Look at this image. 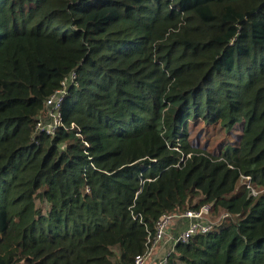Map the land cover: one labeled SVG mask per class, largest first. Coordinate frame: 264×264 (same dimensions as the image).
Here are the masks:
<instances>
[{
    "label": "trees",
    "instance_id": "1",
    "mask_svg": "<svg viewBox=\"0 0 264 264\" xmlns=\"http://www.w3.org/2000/svg\"><path fill=\"white\" fill-rule=\"evenodd\" d=\"M204 203L170 264H264V0H0V264H132Z\"/></svg>",
    "mask_w": 264,
    "mask_h": 264
},
{
    "label": "built area",
    "instance_id": "2",
    "mask_svg": "<svg viewBox=\"0 0 264 264\" xmlns=\"http://www.w3.org/2000/svg\"><path fill=\"white\" fill-rule=\"evenodd\" d=\"M76 84L77 74L75 71H71L63 77L60 86L46 97L43 104L44 113L35 125V130L38 133L45 132L54 135L59 128L66 127L60 113L61 103L68 87ZM70 127H75V124L71 123ZM76 135H80L79 131L76 132ZM243 179L248 180L249 178L243 176ZM247 186L252 194L256 193L250 186V182ZM211 211L212 203H204L199 208H190L181 213L173 212L160 215L155 222L153 232L147 236L145 249L134 256L132 264H170L169 258L177 242H187L196 234L207 233L220 219L229 216L224 212L214 222L211 218ZM181 219H186V223L181 230H178L176 223ZM167 242H170L169 247L166 246Z\"/></svg>",
    "mask_w": 264,
    "mask_h": 264
},
{
    "label": "rangeland",
    "instance_id": "3",
    "mask_svg": "<svg viewBox=\"0 0 264 264\" xmlns=\"http://www.w3.org/2000/svg\"><path fill=\"white\" fill-rule=\"evenodd\" d=\"M191 122V121H190ZM189 139L191 141L198 142V144L203 146L204 148L208 147L209 142L212 137L216 135V127L215 125H212L209 128L203 129L201 125L197 124L194 125L192 123H189ZM224 212H218L217 211H211V218L215 222Z\"/></svg>",
    "mask_w": 264,
    "mask_h": 264
},
{
    "label": "crops",
    "instance_id": "4",
    "mask_svg": "<svg viewBox=\"0 0 264 264\" xmlns=\"http://www.w3.org/2000/svg\"><path fill=\"white\" fill-rule=\"evenodd\" d=\"M186 223V219H181L180 221H177L176 226L178 230H181ZM170 242H167L166 246L169 247Z\"/></svg>",
    "mask_w": 264,
    "mask_h": 264
}]
</instances>
